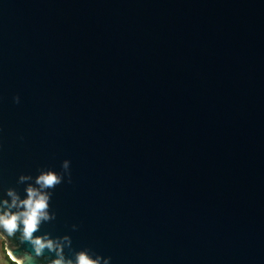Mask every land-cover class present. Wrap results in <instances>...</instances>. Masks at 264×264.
<instances>
[{
  "label": "water",
  "instance_id": "water-1",
  "mask_svg": "<svg viewBox=\"0 0 264 264\" xmlns=\"http://www.w3.org/2000/svg\"><path fill=\"white\" fill-rule=\"evenodd\" d=\"M64 159L41 233L264 264V0H0V195Z\"/></svg>",
  "mask_w": 264,
  "mask_h": 264
},
{
  "label": "clouds",
  "instance_id": "clouds-1",
  "mask_svg": "<svg viewBox=\"0 0 264 264\" xmlns=\"http://www.w3.org/2000/svg\"><path fill=\"white\" fill-rule=\"evenodd\" d=\"M13 102L18 104L20 97L14 96ZM61 168V172L52 168L41 169L35 177L20 174L17 183L28 182L24 189L26 195L21 196L13 187H8L5 194L0 195V240L7 241L6 257L10 264H110L111 257L94 249H74L68 234L41 233L44 223L56 219V212L50 210L52 190L65 178L71 183L70 161L64 159ZM71 227L73 231L78 229L76 224ZM25 243L29 248L21 251ZM65 249L71 255H67Z\"/></svg>",
  "mask_w": 264,
  "mask_h": 264
},
{
  "label": "rangeland",
  "instance_id": "rangeland-1",
  "mask_svg": "<svg viewBox=\"0 0 264 264\" xmlns=\"http://www.w3.org/2000/svg\"><path fill=\"white\" fill-rule=\"evenodd\" d=\"M6 240H0V264H10V262L7 260L4 250L6 247Z\"/></svg>",
  "mask_w": 264,
  "mask_h": 264
},
{
  "label": "trees",
  "instance_id": "trees-1",
  "mask_svg": "<svg viewBox=\"0 0 264 264\" xmlns=\"http://www.w3.org/2000/svg\"><path fill=\"white\" fill-rule=\"evenodd\" d=\"M4 250V253H5V256H6V248L5 249H3ZM7 258V257H6Z\"/></svg>",
  "mask_w": 264,
  "mask_h": 264
}]
</instances>
